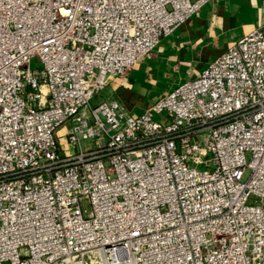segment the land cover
Returning <instances> with one entry per match:
<instances>
[{
  "label": "built area",
  "instance_id": "2783aa9c",
  "mask_svg": "<svg viewBox=\"0 0 264 264\" xmlns=\"http://www.w3.org/2000/svg\"><path fill=\"white\" fill-rule=\"evenodd\" d=\"M208 1L0 0V264H264V23L93 103Z\"/></svg>",
  "mask_w": 264,
  "mask_h": 264
},
{
  "label": "crops",
  "instance_id": "0c3cea01",
  "mask_svg": "<svg viewBox=\"0 0 264 264\" xmlns=\"http://www.w3.org/2000/svg\"><path fill=\"white\" fill-rule=\"evenodd\" d=\"M264 23V0H210L162 38L151 55L110 79L104 99L127 113L150 109L183 79L196 76L243 35Z\"/></svg>",
  "mask_w": 264,
  "mask_h": 264
},
{
  "label": "rangeland",
  "instance_id": "374dc122",
  "mask_svg": "<svg viewBox=\"0 0 264 264\" xmlns=\"http://www.w3.org/2000/svg\"><path fill=\"white\" fill-rule=\"evenodd\" d=\"M31 66L34 68H40V67H42V63L38 60V58H33ZM103 99H104V94L102 92L98 97H96V99L94 100L93 103H97ZM160 116L161 115H159L158 117L160 118ZM65 127H66V125H63L60 129V133H58L59 141L61 144H65L67 142L66 136L61 134V132H63L65 130Z\"/></svg>",
  "mask_w": 264,
  "mask_h": 264
}]
</instances>
